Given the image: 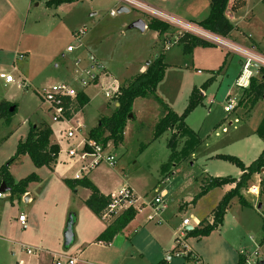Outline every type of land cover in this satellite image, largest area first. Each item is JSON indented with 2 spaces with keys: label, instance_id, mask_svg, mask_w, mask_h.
Returning <instances> with one entry per match:
<instances>
[{
  "label": "rangeland",
  "instance_id": "374dc122",
  "mask_svg": "<svg viewBox=\"0 0 264 264\" xmlns=\"http://www.w3.org/2000/svg\"><path fill=\"white\" fill-rule=\"evenodd\" d=\"M11 1L13 6L9 0H0V72H11L16 81L6 84L0 79V101L16 104L17 111L10 122L0 118V168L15 157L19 141L26 139L32 126L50 127V113L36 89L65 80L76 60L80 59L84 65L89 63L91 55L96 56L105 64L102 86L117 89L126 77L138 73L142 66L151 64L164 52L168 66L157 94L174 111L182 113L194 86H202L211 76V70H217L226 58L223 69L226 75L202 92L205 94L203 103L187 116V123L197 131L200 140L191 155L170 164L168 172H163L171 153L168 147L171 133L167 131L152 139L156 110L148 107L152 103L143 105L139 100L136 106L143 122H131L124 142L119 147L113 143L115 165L102 164L90 172L89 178L99 175L106 188L129 183L148 201L166 190L163 198L166 209L160 229L168 236L165 227L169 223L177 229L176 236L183 232L187 244L208 264H236L240 254L246 255L250 262L264 261V212L261 209L242 208L234 201L226 221L209 235L195 237L188 235L185 227L181 230L184 219L197 227L195 217L206 218L216 206L219 190L181 208L199 192L204 176L242 175L236 164L212 155H236L248 163L258 152L256 142L258 146L263 144L256 129L264 116V98L250 111L239 106L231 112L225 110L229 95L239 97L236 77L241 68L240 55L217 45L197 46L186 53L180 40L184 30L171 24L172 29L163 42L155 30L148 28L151 18H159L134 7L118 12L120 2L117 0H77L60 6H47L48 0ZM143 1L187 20L201 21L210 12L209 0ZM233 14L232 22L237 25L235 36L247 44L246 48L254 44L255 51L264 55V0H247L246 5ZM139 18L146 22L144 31L131 27ZM83 29L86 32L79 35ZM69 46L73 47L72 51L67 50ZM87 92L90 102L83 107L82 114L86 130H90L101 117L112 114L116 106L96 87H89ZM152 101L160 110L159 102ZM51 139L56 141L53 136ZM183 142L184 139L179 141V147ZM63 165L64 170L57 173L47 166L36 167L28 155H21L10 164L9 171L16 182L32 173L38 180L29 184L27 193L5 192L0 196V264H16L21 258L27 264H52L47 252L65 243L67 228L62 227V221H67L68 225L70 221L93 220L94 214L83 201L89 190L81 187L76 192L65 182V178L74 175L77 166L71 162H63ZM252 186L250 180L249 187L242 189L246 196L252 194ZM256 193L255 203H259L260 189ZM21 213L28 219L25 228L18 219ZM144 217L139 214L125 230L122 234L125 243L118 250L109 246L93 249L97 255L112 249L100 264H152L160 259L156 252L162 239L160 232L152 227L154 223L133 233ZM236 218L240 221H235ZM169 239L170 236L166 243ZM21 245L41 248L44 253L39 257L29 255ZM176 245L177 239L173 238L168 252L172 253ZM168 257L165 253L161 258L167 259L169 264H188L184 258Z\"/></svg>",
  "mask_w": 264,
  "mask_h": 264
},
{
  "label": "trees",
  "instance_id": "16d2710c",
  "mask_svg": "<svg viewBox=\"0 0 264 264\" xmlns=\"http://www.w3.org/2000/svg\"><path fill=\"white\" fill-rule=\"evenodd\" d=\"M77 0H48L47 6H59L66 2ZM230 0H210V12L206 18L198 21V25L204 29L223 37H227L234 29V24L227 16V10ZM246 0H233L230 10L236 11L244 6ZM148 28L158 32L159 40L165 42V35L171 31L172 26L167 21L151 18L148 22ZM183 44L184 52L191 53L197 46H212L210 43L190 32H184L180 37ZM167 63L165 62L164 52L160 53L151 64H149L145 71L137 73L130 78H127L121 83V93L118 97V105L111 115L103 116L99 119L97 125L90 129V135L97 141L107 143L112 141L116 146L120 145L124 140V133L127 122L134 117L133 105L138 97H153L160 104L161 117L154 126L153 140L159 138L166 131L176 129L168 139V147L171 153L167 163L163 166V172L167 173V168L170 164L178 161L182 157H187L199 145L200 140L197 133L187 125L186 118L190 112L197 106L203 103V95L199 87H194L189 102L182 113H178L171 109L169 105L157 94V87L165 76ZM225 63L214 71L219 73L223 71ZM212 77L202 84V88L206 87ZM243 95L238 101L237 106L245 108L250 111L255 104L264 98V68L259 69V74L254 75L250 79L248 86L243 87ZM81 105L84 106L90 102L88 96L82 95L80 97ZM13 105L10 101H0V118H4L10 122L12 116L17 111V105L14 111H10V106ZM132 115V116H131ZM256 133L264 142V116L256 129ZM52 130L50 127L32 126L25 140H20L17 146L16 155L11 158L7 165L0 168V181L5 182L10 186L11 194H24L28 191V186L33 181L38 180L35 173L20 179L16 182L9 171V166L12 161L21 155H28L36 167L47 166L51 167L53 163L57 162L59 155V145L52 141ZM185 139L182 147L179 149V141ZM146 146V145H145ZM218 158L225 159L231 163L236 164L244 174L238 179L234 176H213L208 181L204 182L201 190L195 195L192 202H196L202 196L207 194L210 190L221 187L226 184H235V187L229 190L220 200L211 215V222L201 220L197 227L188 230V235L201 237L209 235L213 230L217 229L224 220L227 209L229 208L233 198H238L239 203L244 207H251L247 202L242 189L249 187V182L255 173L264 172V148L259 156L246 165L242 159L236 155L218 154ZM68 186L76 191L78 186L88 188L90 190L89 197L85 200V204L97 215H101L102 211L107 207L110 197L103 194L98 186L89 178L82 179L65 178ZM263 183V182H262ZM262 196V211L264 212V188H261ZM137 211L133 208L124 210L114 221L107 226V228L98 236V241L110 243L115 236L124 231L125 227L135 218ZM73 220V219H72ZM73 221H70L72 223ZM264 228V222H263ZM18 264V262L16 263ZM154 264H168L166 259L160 260ZM237 264H246V255L240 254Z\"/></svg>",
  "mask_w": 264,
  "mask_h": 264
},
{
  "label": "built area",
  "instance_id": "2783aa9c",
  "mask_svg": "<svg viewBox=\"0 0 264 264\" xmlns=\"http://www.w3.org/2000/svg\"><path fill=\"white\" fill-rule=\"evenodd\" d=\"M117 1L120 2L121 6L137 8L210 43H216L240 54L242 56V70L236 80L240 87L248 86L251 77L259 74L261 67L264 68V55L252 49L241 47L224 37L212 34L196 23L175 19L170 14L155 8L143 0ZM112 14H115V12L112 11ZM84 32H86V29L80 30L79 35ZM67 50L72 51L73 47L69 46ZM88 61L89 63L84 65L80 59L74 61L71 75L67 79L36 89L40 99L50 113L52 120L50 128L52 136L56 139L54 142L60 147L59 155H66L67 160H64V163L71 162L77 166L72 179L88 177L90 172L98 166L102 164L113 166L117 161V157L113 153V142H99L90 135V130H86V123L82 114L85 105H81L80 97L84 95L90 98L87 89L96 87L108 101H114L113 104L117 106L118 97L121 93L120 85L117 89L102 86L104 83L103 78L106 74L105 64L94 55H91ZM0 79L8 84L16 81L14 75L7 71L0 72ZM237 104L238 100L236 97L230 98L225 110L231 112ZM2 195L3 193H0V196ZM108 196L110 197L109 203L101 213L103 218L116 217L129 208H133L137 212H142L148 208L149 212L146 221H162V214L166 209L163 194L148 201L145 196L137 194L132 186L123 184ZM18 219L25 228L27 226V216L21 213ZM189 224V219H184L183 228ZM23 247L27 254L35 255L36 257L40 255L41 251L43 252L42 249L37 247ZM171 256L184 258L188 264H208L186 244L183 232L177 237V246L173 249ZM51 258L52 264H82V260L75 254H53ZM246 264H259V262H250L246 258Z\"/></svg>",
  "mask_w": 264,
  "mask_h": 264
},
{
  "label": "crops",
  "instance_id": "0c3cea01",
  "mask_svg": "<svg viewBox=\"0 0 264 264\" xmlns=\"http://www.w3.org/2000/svg\"><path fill=\"white\" fill-rule=\"evenodd\" d=\"M118 2V1H117ZM232 3H233V0H230V2H229V7H228V10H227V16H228V18L231 20V22H232V17H233V13H235V12H237L238 10H236V11H232V10H230V8H231V6H232ZM246 3H247V0H246ZM246 3H245V5H246ZM9 4L11 5V6H13L12 4V1L11 0H9ZM151 5V4H150ZM244 5V6H245ZM60 6V5H59ZM120 7H121V4H120ZM119 7V8H120ZM243 7V6H242ZM241 7V8H242ZM13 8V7H12ZM156 8V7H155ZM209 8H210V0H209ZM157 9H159V8H157ZM159 10H161V9H159ZM161 11H163V10H161ZM165 12V11H164ZM166 13H168V12H166ZM168 14H170V13H168ZM172 17H174L175 19H178V20H181V21H186V22H193V23H198V22H195V21H200V20H195V19H192V18H189L188 20L187 19H185V18H181V17H179V16H174V15H172V14H170ZM183 19H185V20H183ZM201 20H203V19H201ZM233 23V22H232ZM236 26V27H235ZM234 26V29H236L237 28V25H235ZM233 29V31L230 33V35L229 36H227V37H224V38H226V39H228L229 41H231V42H233V43H235V44H237V45H239V46H241V47H244V48H246V43H244V41L243 40H240L239 38H237L236 36H235V34H234V30ZM146 30V29H145ZM210 32V31H209ZM156 33H157V35H158V32L156 31ZM212 33V32H211ZM212 34H214V33H212ZM218 36H220V35H218ZM220 37H223V36H220ZM158 38H159V36H158ZM167 45V44H166ZM221 46V45H218V44H216V43H213V45L212 46ZM204 47V46H203ZM205 47H210V46H205ZM221 47H223V46H221ZM223 48H225V49H227L226 47H223ZM249 49H252V50H254L255 51V49H256V45H252V47L250 48V47H248ZM228 50V49H227ZM228 52H230V53H233L234 51H231V50H228ZM238 54V53H237ZM238 55H240V54H238ZM240 57L242 58V56L240 55ZM240 58V65H241V68H240V70H239V73H238V75H237V77L240 75V73H241V70H242V59ZM226 58H225V60H223V63H225V66H226ZM150 63V62H149ZM148 63V64H149ZM222 63V64H223ZM148 64H146V65H144V66H142V68L140 69V70H138V73H140V72H143V71H145L146 70V68H147V65ZM221 64V65H222ZM221 65H220V67H221ZM167 66H168V64H167ZM219 67V68H220ZM218 68V69H219ZM217 69V70H218ZM217 70H211V76L208 78V79H210L211 77H212V80L210 81V83L206 86V87H203L202 88V86H200L199 88L201 89V93L202 92H205V89L206 88H208L210 85H212L213 83H215V82H217V81H219V78L221 79V76H224V75H226V73H227V71L224 73L223 71H221V72H219V73H215L214 71H217ZM198 71H200V70H198ZM213 71V72H212ZM8 72V71H7ZM166 72V71H165ZM11 73V72H10ZM137 74V73H136ZM71 75V70L67 73V75H66V77L68 78L69 76ZM133 75H135V74H132V75H130L129 77H126L125 79H127V78H130L131 76H133ZM237 77H236V80H237ZM67 78H65V79H67ZM164 79V78H163ZM207 79V80H208ZM2 80V79H1ZM2 83H4L3 81H1ZM6 84H8V83H6ZM160 84V83H159ZM159 86V85H158ZM42 87V86H41ZM194 87H198V86H194ZM157 89H158V87H157ZM193 90V89H192ZM240 92H239V97H236V96H234V97H236L237 98V100L239 101L240 99H241V97H242V95H243V91H244V88L243 87H240V90H239ZM192 92V91H191ZM191 95V94H190ZM202 95L203 96H205V94L204 93H202ZM230 95L228 96V99H230ZM153 97H138V98H136L135 99V101H134V105H133V111H134V117L133 118H131V119H129L128 120V122H127V125H126V128H125V133H124V140H125V138H126V130H127V127L129 126V124L132 122L133 123V121L134 120H136L137 122H143V118L140 116V113L138 112V110H137V106H136V103L139 101V100H141V102H142V104L143 105H146V104H151L152 103V105H148V107L150 108H152V109H155L156 110V116H155V121H154V125L153 126H155V124L157 123V121L159 120V118L161 117V110H159V107H158V109H157V107H155V105H153V101L152 100H154V102L156 101L155 99H152ZM157 102V101H156ZM168 104V103H167ZM170 107V106H169ZM171 108V107H170ZM172 109V108H171ZM111 115V114H110ZM186 123H187V118H186ZM51 125V124H50ZM187 125L189 126V127H191L188 123H187ZM192 128V127H191ZM196 133H197V131L194 129V128H192ZM176 131V129H170V130H168V132H170L171 134L173 133V132H175ZM167 132V131H166ZM165 132V133H166ZM197 135H198V133H197ZM162 136V135H161ZM170 138V137H169ZM168 138V139H169ZM124 140H123V142H124ZM185 140V139H184ZM262 142H263V140H262ZM258 141L256 142V145H257V150L256 151H258L257 152V154L256 155H254V159L253 160H251L250 162H248V163H246L245 161H243L246 165H249L252 161H254L258 156H259V154L261 153V151L263 150V148H264V142H263V144L262 145H260V146H258ZM122 144V143H121ZM120 144V145H121ZM119 145V146H120ZM118 146V147H119ZM182 147V146H181ZM181 147H179V149L181 148ZM218 154H222V153H216V154H213L212 155V157H217V155ZM62 156V157H61ZM64 160H67V157H66V155L65 154H60L59 155V157H58V159H57V162L56 163H53L52 165H51V167H48V168H50L51 170H53V171H55V172H57L58 173V171H60V172H62L63 170H64V165H63V161ZM173 165V164H172ZM241 170V169H240ZM241 173H242V175L244 174V171H242L241 170ZM241 175V176H242ZM241 176H239V177H237L236 176V178H240ZM73 176H71V177H68V178H72ZM89 177V176H88ZM211 177H213V176H204V178L203 179H201L200 180V190H201V186H202V184L204 183V182H206V181H208ZM235 177V176H234ZM90 179L98 186V188L100 189V191L103 193V194H105V195H109L110 193H112V192H114V191H116L121 185H123V184H129V183H125V182H122V183H120L119 184V186L118 187H112V188H106L105 186H104V183L103 182H101V180H100V177H99V175H96V174H94V175H92V176H90ZM251 180V182H252V184H253V186H252V188H251V192H252V194L250 195V196H246V194H245V192H244V190H242V194L244 195V197H245V199L247 200V202H249L252 206L251 207H244V206H242L240 203H239V201H238V198H233V200L231 201V204H230V206H229V208L227 209V211H226V214H225V217H224V220H223V223H224V221H226V216L228 215V212H229V209L231 208V206H232V204L234 203V201H237L239 204H240V206L242 207V208H246V209H255V208H258V209H261L262 210V208H263V204H262V202H261V200H262V196H261V188L263 187L264 188V172L262 171L261 173H255L253 176H252V178L250 179ZM263 182V183H262ZM130 185V184H129ZM131 186V185H130ZM235 187V184H226V185H223V186H221V187H217V188H214V189H212V190H210L207 194H205L204 196H206V195H208L210 192H213V191H215V190H219L218 192V195H217V201H216V206L218 205V203L220 202V200L223 198V196L229 191V190H231L232 188H234ZM81 188V186H78L77 187V189H76V192H78L79 191V189ZM85 188V187H84ZM88 189V188H87ZM134 189V188H133ZM260 189V201H259V203L257 204V203H255L256 201H257V197H256V192H258V190ZM89 190V189H88ZM135 190V189H134ZM200 190H199V192H200ZM256 190V191H255ZM136 191V190H135ZM255 191V192H254ZM28 192V191H27ZM26 192V193H27ZM198 192V193H199ZM136 193L137 194H139L137 191H136ZM166 193H167V191L166 190H164L163 192H161L159 195H161V194H163L164 196L166 195ZM197 193V194H198ZM89 195H90V190H89V192L84 196V198H83V201H84V203H85V200L89 197ZM139 195H141V194H139ZM164 196H163V198H164ZM204 196H202V197H204ZM31 196L29 195V198H30ZM195 197V196H194ZM28 198V199H29ZM193 200V199H192ZM192 200H191V202L189 203V201H187L186 203H184V205H181V208L182 207H184V206H188L189 204H193L194 202H192ZM199 200V199H198ZM197 200V201H198ZM196 201V202H197ZM195 202V203H196ZM194 203V204H195ZM216 206L209 212V214H208V216L206 217V218H204V219H201V218H199V217H195V221H196V223H198V225H199V223L201 222V220H206L207 222L209 221V222H211V215H212V212H213V210L216 208ZM261 206V207H260ZM89 208V207H88ZM90 211L94 214V217H93V220H91V221H73L71 224H72V230L75 228V232L73 231V239H72V241H71V243L69 244V245H67L66 244V242L63 244V245H59L58 247H57V249L56 250H52V251H49V252H47V253H49L50 255H51V257H52V255L53 254H75V255H78L79 256V258L82 260V264H100V262H101V260H103L104 259V256H108V251L109 250H112V249H109V250H106L105 249V251H104V253H103V255H101V253H99L98 255L96 254V251L95 250H93V249H96V248H98V249H103L104 247H106V246H109V247H112V248H114L115 250H118V248L119 247H121V246H123L124 245V243H125V238H123L122 236V234L125 232V230H127L128 229V227H129V225L133 222V221H135V219H137V217L139 216V214H144L145 215V217H144V219H143V221H138V223L136 224V226L134 227V230H133V233H134V235L135 234H137V233H139V232H141L142 230H143V228H145L146 227V225H148V224H152V223H154V225L152 226V227H154V228H156L157 230H158V232H160L159 234V238H161L162 239V244H161V246H160V248L157 250V255H158V258L160 257V259L159 260H155L156 262H153L152 264H154V263H157V262H159L160 260H163V258H161L162 257V254H165V253H167L168 255H169V257H168V259L171 257V253L170 252H168L169 250L168 249H170L169 247H170V245H171V242H172V240H173V238H175V240L177 239L176 237H178V236H176V233H177V229L174 227V226H172V225H170L169 223L166 225V230L169 232V234H168V236H170V239H169V242H167L166 243V241H167V235L160 229V228H162L161 226L162 225H160L161 223H163L164 221H146V217H147V214H148V212H149V209L148 208H146L145 210H143L142 212H137V214H136V216H135V218L125 227V229H124V231L123 232H121V233H119V234H117L116 236H115V238L113 239V241L112 242H110V243H105V242H102V241H98L97 239H98V236L107 228V226L109 225V224H111L113 221H114V219H115V217H113V218H110V219H106V218H104L103 220L101 219H99V216H101V215H97V214H95L91 209H90ZM96 218V219H95ZM103 218V217H102ZM28 220V219H27ZM235 221H240V219H238V218H236V220ZM222 223V224H223ZM237 223V222H236ZM156 224H158V225H156ZM221 224V225H222ZM69 225V224H68ZM68 225H67V221H62V227L64 228V229H66L67 227H68ZM197 225V226H198ZM220 225V226H221ZM188 226H191V221H190V224L189 225H186V226H184L185 228L186 227H188ZM219 226V227H220ZM27 227V226H26ZM193 227V226H192ZM219 227L217 228V229H219ZM194 228V227H193ZM183 229V222H182V226H181V230ZM180 234H181V231L179 232ZM129 234V233H128ZM129 236H130V234H129ZM167 236V237H166ZM176 236V237H175ZM186 244H187V242H186ZM188 245V244H187ZM23 246H25V245H21V248L24 250V247ZM177 246V245H176ZM189 246V245H188ZM190 247V246H189ZM38 248V247H37ZM191 248V247H190ZM41 249V248H40ZM93 250V251H92ZM191 250L192 251H194L192 248H191ZM173 251V250H172ZM195 252V251H194ZM42 253H44V252H42L41 251V253H40V255L42 254ZM195 253H197V252H195ZM198 254V253H197ZM39 255V256H40ZM199 255V254H198ZM38 256V257H39ZM102 256V257H101ZM200 256V255H199ZM156 257V256H155ZM158 258H156V259H158ZM153 259H155V258H153ZM104 260H106V259H104ZM167 260V259H166ZM18 264H27L28 262L26 261V260H24L23 258H21V259H19L18 261ZM16 262V263H17ZM167 262H168V260H167ZM169 264V263H168ZM237 264V263H236Z\"/></svg>",
  "mask_w": 264,
  "mask_h": 264
},
{
  "label": "water",
  "instance_id": "95a60500",
  "mask_svg": "<svg viewBox=\"0 0 264 264\" xmlns=\"http://www.w3.org/2000/svg\"><path fill=\"white\" fill-rule=\"evenodd\" d=\"M127 11H129V8L125 7V6H121L118 9V12H127ZM131 27L139 28L140 30L144 31L147 28V25H146V22L144 19L139 18L131 24ZM15 108H16V105L13 104L10 106L9 110L14 111ZM11 189L12 188L10 186H8L5 182L0 181V193L4 194L5 192H10ZM26 198L28 199L29 196H27ZM192 228H193L192 226L186 227L187 230H191ZM72 239H73V230H72V224L70 223L68 225L66 231H65V242H66V244L69 245L71 243ZM259 264H264L263 259L259 260Z\"/></svg>",
  "mask_w": 264,
  "mask_h": 264
}]
</instances>
